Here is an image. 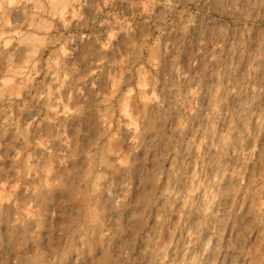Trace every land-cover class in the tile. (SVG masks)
Returning <instances> with one entry per match:
<instances>
[{
	"label": "clouds",
	"instance_id": "clouds-1",
	"mask_svg": "<svg viewBox=\"0 0 264 264\" xmlns=\"http://www.w3.org/2000/svg\"><path fill=\"white\" fill-rule=\"evenodd\" d=\"M0 264H264V0H0Z\"/></svg>",
	"mask_w": 264,
	"mask_h": 264
}]
</instances>
